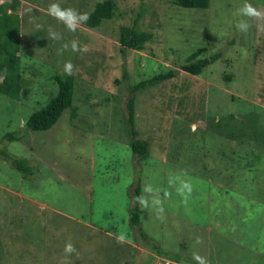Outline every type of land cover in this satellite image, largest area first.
<instances>
[{
    "label": "rangeland",
    "instance_id": "1",
    "mask_svg": "<svg viewBox=\"0 0 264 264\" xmlns=\"http://www.w3.org/2000/svg\"><path fill=\"white\" fill-rule=\"evenodd\" d=\"M98 1L0 0V18L3 3L20 15L23 79L18 99L0 92V264H198L193 254L207 264H264V16L238 14L245 2L264 12V0H210L207 8L116 0L115 17L74 32L47 11L59 3L89 15ZM136 19L153 37L123 53L120 28ZM241 19L246 33L236 28ZM199 48L217 58L191 74L182 65ZM67 62L74 109L50 129L26 130ZM169 69L176 76L137 93L134 129L150 142L139 160L126 121L131 89ZM5 74L0 68V83ZM177 177L191 182L186 198ZM149 184L162 213L135 198L140 185L151 199ZM66 243L76 251L66 254Z\"/></svg>",
    "mask_w": 264,
    "mask_h": 264
},
{
    "label": "trees",
    "instance_id": "2",
    "mask_svg": "<svg viewBox=\"0 0 264 264\" xmlns=\"http://www.w3.org/2000/svg\"><path fill=\"white\" fill-rule=\"evenodd\" d=\"M173 4L186 7V8H207L210 5V0H171ZM118 8L116 0H101L98 1L94 8L88 15L86 24L89 27H99L105 20H111L115 17L116 10ZM17 9L14 3H3L1 5V18H0V68L6 69L0 83V92L6 94L14 99L20 97L22 89L21 78V57L20 51L22 49L21 42V24L20 15L13 12ZM153 34L141 29L138 20H134L131 25H124L120 28V42L121 50L123 53L127 49L143 50L145 44L150 41ZM63 48L62 46L59 47ZM205 48H199L189 54L186 58V62L182 65V68L191 74H201L203 69L212 62L214 57H201V54ZM174 69H169L167 72L159 73L150 79L143 80L132 86V95L127 102L128 115L126 114V121L130 127V145L133 152L140 159H145L150 154V142L147 139L140 138L138 132L134 129L135 117H136V98L137 93L148 87L158 84L161 81L171 79L176 76ZM53 79L58 85L57 93L51 97L49 102L38 110L31 113L26 121V130H47L53 127L63 112L66 109H74V93H75V78L68 74H55ZM75 111V110H74ZM8 138L20 139L13 133L6 135ZM6 154V153H5ZM14 165L28 172V166L24 160H13ZM141 195V188L138 185L135 189V198ZM141 206L139 204L134 205L131 209V223L133 228H139L141 223ZM143 236L148 235L143 232ZM136 254V253H135ZM161 255V253H158ZM129 261H126V264ZM131 262V261H130ZM144 264V263H143Z\"/></svg>",
    "mask_w": 264,
    "mask_h": 264
},
{
    "label": "clouds",
    "instance_id": "3",
    "mask_svg": "<svg viewBox=\"0 0 264 264\" xmlns=\"http://www.w3.org/2000/svg\"><path fill=\"white\" fill-rule=\"evenodd\" d=\"M48 13L49 15L55 17L59 21H62L65 26L70 30V31H76L77 27L82 23L86 22L88 20V15L86 13L81 14L78 13L76 10L72 8H62L59 3H52L49 8H48ZM238 14L243 17H261L264 16V12L259 11L256 7H254L251 3L245 2L243 7H241L238 10ZM250 25L246 20H239L236 24L237 30L240 32H247L249 29ZM49 35L53 39H59L60 34L54 31L49 30ZM64 49L68 48V44H65ZM71 49L72 51H78L81 50L77 43L75 41L71 42ZM72 68L73 65L71 62H67L64 65V72L67 73L68 75L72 74ZM176 180H179V187L177 188V192L181 195L184 196L185 198L187 197L188 194L191 193L192 191V185L191 182L188 180H180L179 177L175 178ZM174 181L172 179L169 180V183H173ZM145 193H155L154 196L149 199L145 195H140L137 197V202L143 207V208H148L150 205L154 207L157 212L162 213L164 211V208L162 206V200L159 198V189L154 188L151 184H149L147 187L144 189ZM119 239L123 240L124 236L121 235ZM197 243H199V239L197 240ZM76 249L72 243H66L64 247V252L66 254H72L75 252ZM193 259L198 262V264H207L206 258L198 255V254H193Z\"/></svg>",
    "mask_w": 264,
    "mask_h": 264
}]
</instances>
